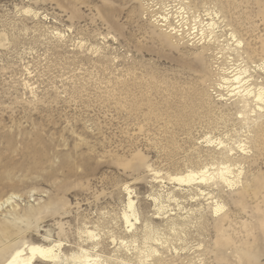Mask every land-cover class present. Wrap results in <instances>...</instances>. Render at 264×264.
Segmentation results:
<instances>
[{
	"label": "rangeland",
	"instance_id": "obj_1",
	"mask_svg": "<svg viewBox=\"0 0 264 264\" xmlns=\"http://www.w3.org/2000/svg\"><path fill=\"white\" fill-rule=\"evenodd\" d=\"M186 1L189 29L214 21L236 50L224 60L264 85V0ZM146 2L0 0V203L13 198L0 225L15 235L0 251L61 243L63 260L85 249L108 264H264V114L220 88L218 46L180 31L179 3L180 34ZM227 165L242 172L233 190L170 181Z\"/></svg>",
	"mask_w": 264,
	"mask_h": 264
},
{
	"label": "bare ground",
	"instance_id": "obj_2",
	"mask_svg": "<svg viewBox=\"0 0 264 264\" xmlns=\"http://www.w3.org/2000/svg\"><path fill=\"white\" fill-rule=\"evenodd\" d=\"M171 3H179V5H181L179 9L180 12L178 13L179 15L178 18L180 19L178 23H180L181 27H183V31L180 30L181 32L189 31L190 33H188V37H192L195 36V34H198L199 36H201V39L203 41L202 43L204 45L211 44L214 46L215 45L218 46L216 50L217 53L214 55L215 56L214 58L215 61L217 62L216 64H218L217 72H219L220 74L219 76L220 88L224 90L226 89L231 98H234L235 101L239 103V105L243 104V108H248L251 105H255L257 109L256 111H259L264 114V85L259 84L257 81H255V79L252 77L251 71H249L248 69H243L240 66L235 67L234 59H232L231 57L226 58V60L229 62L224 60L227 54H230V52L236 53V50L231 49L229 46H225L226 44L224 46L222 45L223 42L220 41L221 37L218 35L219 32L217 31V26L214 21L212 22L208 21L209 23L205 24L200 16H195L193 18L195 22L194 28L189 29L190 20H192L191 19L192 17L189 15L188 12L189 10L188 1L149 0V2H146V4L148 8L150 9L154 8L152 17L155 18V22L157 23V26L165 27V28L167 26V28H169L170 31L180 34V31L177 32L176 28H173L174 25L172 23L173 13L170 11L173 8L169 6ZM231 37L232 39H234L233 42L238 43L237 48L240 47L242 43L236 41L234 35H231ZM210 49H211L210 47L207 48L208 51ZM221 60L224 61L220 62ZM222 64H224V66H221ZM257 72L258 73L260 72V74L262 75L264 74V62L260 66H258ZM242 116L243 115H241L240 118H242ZM219 143H220L219 149L220 150L225 149L224 143L221 142ZM245 149H246L245 146L242 145L241 150L244 155L246 154ZM232 151L233 150L230 149V152ZM209 171L210 170H208L207 168L199 171V173H194L190 171L185 176H171L170 181L176 182L180 187H185V186L192 187V186H200V185L213 187L214 185H216L218 187L220 186L227 188L229 187L230 189L233 190L236 187H238L237 183L239 182L240 177L242 175V172L240 171H238V173L236 174V172L231 168L230 165L218 169L216 171L217 173L210 174ZM199 192H201L202 195L204 194V192L201 191V189ZM214 198L216 197H213L211 199L213 200ZM11 199L13 198H9L5 202L0 203V209L1 207H4V205H6ZM128 203H129L128 209L131 211V214L129 215L125 213L123 215V218L125 219L126 222L127 232L130 234L133 232L132 228L134 227V224L132 223V218H135L137 220V217L135 216V213L133 211L134 209L133 201L129 199ZM213 204L214 206L212 210V215H214L216 218L222 217L224 214V210H226L225 205L221 204L220 200L218 201L214 200ZM173 225L177 226V224L175 223ZM172 230L176 231V228H172ZM11 231L12 228L8 227L6 223H2L0 225V248L1 245H3V243H6L11 238H14L15 235L12 234ZM87 233H88V238L93 242L92 245V247H94L93 250H96L98 248L97 246L100 245L98 244L97 241L98 240L97 235H95V233L90 231H87ZM145 240L148 241L151 240V238L147 236ZM113 243H115V240L113 241ZM120 245L126 246L127 244H125L123 241ZM59 247H61V243L56 244L55 246L52 247L49 245L40 246L32 243L30 244L25 243L22 246L3 248L2 251H0V264H108V261H104V260L99 261L97 259H92L89 251L85 249H81V254L79 255L73 254V256L71 257H64L65 259L63 260L60 254H58L56 251V248ZM126 247L129 251L130 247L128 245ZM4 250H8V253L13 252L12 256L9 259H7L8 254L3 253ZM158 252L159 251L152 249L150 256L153 257ZM175 252H177V249L175 250ZM150 256H146L145 260H147L148 257ZM97 258L99 257L97 256Z\"/></svg>",
	"mask_w": 264,
	"mask_h": 264
}]
</instances>
